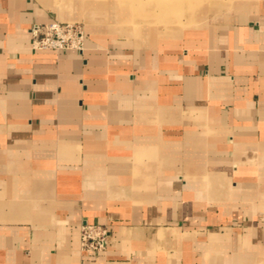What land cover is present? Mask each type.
Instances as JSON below:
<instances>
[{
    "label": "crops",
    "instance_id": "1",
    "mask_svg": "<svg viewBox=\"0 0 264 264\" xmlns=\"http://www.w3.org/2000/svg\"><path fill=\"white\" fill-rule=\"evenodd\" d=\"M55 20L0 0V264H264V0L155 47Z\"/></svg>",
    "mask_w": 264,
    "mask_h": 264
},
{
    "label": "rangeland",
    "instance_id": "2",
    "mask_svg": "<svg viewBox=\"0 0 264 264\" xmlns=\"http://www.w3.org/2000/svg\"><path fill=\"white\" fill-rule=\"evenodd\" d=\"M38 1L51 8L59 21L79 24L87 35L155 47V43L185 41L184 29L185 32L195 31L213 22L232 20L247 6L261 0H184V3L181 0ZM173 3L177 5H173L176 6L175 13L171 9ZM221 8L225 9L218 13ZM170 11L171 15L166 17ZM206 18L208 21L200 24L201 19ZM173 28L181 29V32L172 33Z\"/></svg>",
    "mask_w": 264,
    "mask_h": 264
},
{
    "label": "built area",
    "instance_id": "3",
    "mask_svg": "<svg viewBox=\"0 0 264 264\" xmlns=\"http://www.w3.org/2000/svg\"><path fill=\"white\" fill-rule=\"evenodd\" d=\"M31 36L35 49L83 52L87 34L79 24L55 20L34 23ZM110 234L111 231L106 225L85 222L81 230L82 250L92 255L101 253L108 245Z\"/></svg>",
    "mask_w": 264,
    "mask_h": 264
},
{
    "label": "bare ground",
    "instance_id": "4",
    "mask_svg": "<svg viewBox=\"0 0 264 264\" xmlns=\"http://www.w3.org/2000/svg\"><path fill=\"white\" fill-rule=\"evenodd\" d=\"M181 2H183L184 3V0H181ZM172 6H171V9H172V11L174 10V13L176 12V10L174 9V8H176V4H171ZM173 5H176V6H173ZM185 6V5H184ZM184 11H185V9H184ZM171 13V11L170 12H168V13H166V17H169V15H171L170 14ZM125 14V13H124ZM172 15H175V14H172ZM165 16V15H164ZM165 17V18H166ZM130 19V18H129ZM149 20V19H148ZM129 22V21H128ZM173 23V22H172ZM126 24V23H125ZM132 24V23H131ZM135 24V23H134ZM182 24H180V26H181ZM113 27V26H112ZM178 28V27H177ZM183 28V25L181 26V29ZM175 28H173V30H172V33H177V32H181V29H180V31H177V29H175ZM141 30V29H140ZM134 31V30H133ZM129 32H132L131 30H129ZM159 32V31H158ZM160 33H161V31H160Z\"/></svg>",
    "mask_w": 264,
    "mask_h": 264
}]
</instances>
